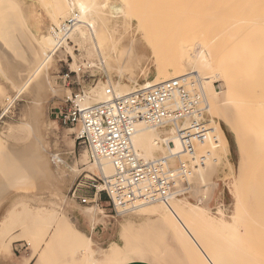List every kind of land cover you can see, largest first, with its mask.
<instances>
[{
	"label": "rangeland",
	"instance_id": "1",
	"mask_svg": "<svg viewBox=\"0 0 264 264\" xmlns=\"http://www.w3.org/2000/svg\"><path fill=\"white\" fill-rule=\"evenodd\" d=\"M14 1L15 3L20 2L18 3L20 11L26 10L23 21L34 35L39 38L42 35H49V30L54 23L49 20L51 17L48 13L55 5L54 0ZM190 1L188 3V0H123L121 2L120 0H107L109 2L108 9H111L110 5L112 4L121 7L118 15H113L111 10L103 8L105 11L100 10L99 13H103L96 15L98 16L96 18H108L110 26H117L118 30H115V34L123 41L117 55L132 40L135 42L134 47L138 59H142L139 60L140 67L145 68L147 73L144 75L140 69H137L129 75V79L137 80L139 84L155 75L154 58L142 37L145 34V37L150 38V34L157 26L161 28L175 24L174 30L177 29L175 33L178 36L176 40L182 38L179 43L187 49L185 53L190 57L205 45L209 53L211 52L212 73L218 76V84L222 82L223 91L222 94L215 96L209 84L204 85L205 95L208 99L215 101L212 112L206 110L204 117L206 124L209 122L217 126L218 129L222 127L229 141V159L233 166L230 168L228 164L222 165L216 196L209 206L213 223L204 216L201 222L194 224L186 215L177 213L171 217L170 214H167L170 218L163 219H157L153 215L144 217L133 211L115 214L103 196L97 202L98 213L101 214L98 215L94 223H90L75 207L76 205L81 207L88 205H82L77 200H73L75 205L73 206L70 199L62 200L48 191L36 194L13 191L7 194L6 198L3 195V199H1L0 196V239L6 237L0 240V264H21V262L26 263L30 259H32L31 263L35 259L41 264H82L83 260L80 259L82 252L91 258L90 261L87 260L83 264H101L100 262L104 259V250L110 243L122 245L119 239V227L128 221L133 223L128 236L129 246H126L124 251L121 250L123 253L118 251L121 255H117L116 257L119 256L117 259L107 260L104 264H125L132 260H144L152 264H209L210 259L220 264L221 262L216 260L219 254L221 258L227 259L226 261L221 259L224 264H264V0ZM239 2L242 4L237 6V9H233ZM247 2L250 6L247 4V9L243 10ZM207 3L209 4L204 7ZM188 4L190 5L188 6ZM226 5L227 8L223 9ZM185 9L186 11L183 12ZM109 12H111V16ZM247 14L250 15L247 16ZM68 16L69 14L65 18ZM136 19H143L145 22H140L139 26L141 27H138ZM236 19L241 22L234 24ZM240 19H249L250 23ZM262 19L263 21H261ZM0 24L6 25L8 22L4 18H0ZM230 24L234 26L227 28ZM2 25L0 29V115L5 108H9L6 110L5 116L0 119V139L6 144L20 145L29 137L28 130L21 124L26 119L31 105V97L28 92L17 97L15 89L5 77L7 59L13 57L10 54L11 48L14 47L10 43L13 27L3 29ZM212 26L213 28L209 30ZM220 31L221 33H219ZM216 36L217 38L213 40ZM170 38H166L164 41H168ZM159 41L161 42L160 39L157 40V42ZM95 42L98 44L99 52L103 53L101 57L105 60L104 65L100 63L99 56L92 49V42L83 44L73 34L69 48L65 47L64 50L53 55L55 62L52 63L49 71L50 77L54 79L56 77L54 83L59 88H57V94L50 97L44 109L46 142L53 171L56 174L65 171L70 175L67 178L70 181V191L66 193L69 198L75 185L85 175H99L91 169L93 162L89 161L87 154L74 141L75 131L61 128L51 114L65 92L59 81L60 74L69 65L73 70H80L84 76L82 79L84 93L91 92L93 95L101 93L103 85H105L103 82L105 83L107 80L132 85L127 75L119 80L117 70H115L118 63L115 56L110 54L111 46L105 37L99 35L95 38ZM150 42L157 43L154 38H151ZM207 42L211 43L208 45ZM71 53L74 54V60ZM104 55L108 58L105 59ZM159 57V60H162V57L165 58L161 55ZM107 87L105 85V88ZM193 89V92L200 94L197 86ZM203 103L206 104L203 101L202 107H206L207 104L203 105ZM218 123L221 126H218ZM198 148L196 149L197 155H204L209 150L208 147L203 149L201 146L200 150ZM198 151H202V153ZM161 155L163 156L159 153L155 157L159 158ZM181 160L187 161L190 167L194 164L189 161L187 156L181 157ZM90 194L91 192H88L86 195L90 196ZM179 200L196 203L188 197L179 198ZM42 207L47 210H41ZM57 214L66 216L80 231L89 236L93 241V246L92 243L86 241L52 239L55 220L58 219ZM43 218H48L51 226L41 227L42 230H39L38 227L37 230L41 235L32 237L31 247L27 239L29 234L34 232H30V228H33ZM220 218L229 221L228 226H225L224 229L217 222V219ZM3 227L10 229H7V233L3 234ZM176 227L179 232L181 231L182 235L179 237L185 241L183 243H186L189 252L186 250V246L185 249L182 247L181 239L175 235V233H179ZM187 227L194 231V237L193 232L190 233ZM236 240L243 241L240 244L242 247L240 251L258 252L251 257L259 260L253 259L256 261L254 263V261L246 260L247 254L246 258H241V255L239 257L234 253H229L227 245ZM33 245L39 251L30 258ZM202 247H205V250ZM42 248H47L48 251L44 253ZM206 250L210 253L209 256L203 252ZM215 250L218 251V254L213 253L216 252ZM208 258L209 260H207ZM79 260L81 262L77 263Z\"/></svg>",
	"mask_w": 264,
	"mask_h": 264
},
{
	"label": "bare ground",
	"instance_id": "2",
	"mask_svg": "<svg viewBox=\"0 0 264 264\" xmlns=\"http://www.w3.org/2000/svg\"><path fill=\"white\" fill-rule=\"evenodd\" d=\"M54 1H55L54 7L51 10H49V13L47 12L48 14H50L49 16L51 17L49 18V20L55 25L59 21L63 20L68 14L70 15L74 12H77L79 14V18H81V23L75 28L72 35L74 34L78 38V40L83 44L85 42H92L93 44L92 49L94 50L95 54L97 53V55L99 56L100 63L102 65H104L105 60L102 59L101 57L103 53L99 52L98 44L95 42V38L99 35L100 37L101 36L105 37V40L111 46L109 49L110 54L115 56L116 62L118 63L117 68L115 70H117V76L119 80L123 78L125 75H127L129 79V75L137 69H140L141 73L146 75L147 71L145 70V68L142 69L140 67L139 60L142 59H138L137 51L136 48L134 47L135 42L132 40V42H130L128 46H124L121 49L119 55H117L119 47H121L123 43L121 37L116 36L115 34V30H118V28H116L117 26L114 25L110 26L108 24L109 21L108 18H96L98 17L96 15L102 14L105 11L103 10V8H107V7L109 8V4H108L109 2H107V0L105 1L54 0ZM121 1L123 0H120V2ZM190 2L191 1L188 0V3ZM18 3H15L14 0H0V18H4L8 22V24L6 25L0 24V29H1V25L3 26V29L5 27L6 28L13 27L12 37L10 40V43L14 46L13 48H11V53H10L12 54L13 57L7 59L8 65L6 68L5 77L7 81L10 82L12 88L15 89L17 97L25 92H28L29 96L31 97V105L26 115V119L24 123L21 124L23 128L28 130L29 137L27 140H25L24 143L20 145L6 144L0 139V196L2 197L4 195L3 197L6 198V195L13 191L28 192L35 194L41 193L43 191H48L54 193L55 195H57L58 198L62 200L70 199V202L73 204V206H75L74 201L71 199V197L69 198L68 197L69 195L68 196L66 195V193L70 191V187H69L70 181H68L67 179L70 175H68L65 171H62L59 174L58 173L56 174L53 171L51 166L50 153L48 151L47 142H46V126H45L46 117L44 114V109L50 97H53V95L57 92V88H59L58 86L56 87L54 83L56 81V77L54 79L53 77L49 76L50 67L52 66V63L55 62L53 55L58 53L55 50L56 42L50 33H48L49 35H42V37L40 36V38L34 35V33L27 27V25L23 21V18H25L26 16L25 15L26 10L22 8L23 10L20 11V8L18 7L19 6ZM208 4L209 3L205 4L204 7H206ZM240 4H242V2H239L238 5H235L236 7H234L233 9L235 8L237 9L238 8L237 6H239ZM247 4L248 2L246 3L245 7L247 6ZM189 5L190 4H188V6ZM227 5L223 9H226ZM248 5L250 6V4ZM257 6L260 5L258 4ZM228 7L230 8V6ZM245 7H243V10L247 9L248 6L246 8ZM108 8L107 10L109 11L111 10L113 15H118L121 7L112 4L110 5L111 9ZM100 10L103 12L99 13ZM185 11L186 9L183 10V12ZM111 12H109L110 16H111ZM204 15H202L203 18H205ZM248 15L250 14H247V16ZM209 20L211 21V19ZM209 20L208 22H210ZM236 20H233L236 21L234 24L239 22L238 19ZM240 20L248 21L249 19L247 20L240 19ZM261 21H263V19ZM137 22H138L137 23L138 27H141L139 26L140 22H145V21L143 19H140L137 20ZM249 23L250 22L248 21V24ZM174 25L166 26V27L163 26L161 28H159V26L155 27V30H153L152 33L150 34V38L145 37L144 36L145 34L143 33L144 35L142 38L145 40V44L149 48L154 58L155 75L153 76V78L146 79L142 84H139L137 80L129 79L132 83L131 86L128 84H122L118 81L112 82L110 80H107V82L105 83L103 82V84L107 85L108 86L107 88H111L116 95H123V94H128L137 87L149 88L161 82H165L172 79H186L187 87L189 88V91L193 92L194 91L193 88L197 86L200 94L204 98V99L202 98L203 101H205V103L207 104L206 105L203 103V105H206L207 108L206 110L208 112H212L215 106V101L212 99H208V97L205 95L204 85L209 84V87L212 89L215 96H218L222 94L223 84L222 82L218 84L217 81L218 76L212 73L213 65H212V59L210 58L211 52L209 53V50L205 45L204 47H201L196 52H194V54L191 57L189 55H186L185 52L187 51V49L179 43V41H182L181 40L182 38H180V40L177 39L178 41L176 40V37L178 36L177 33H175L177 29L174 30L175 29ZM201 26L203 28V25ZM231 26L234 25L230 24V26H228L227 28ZM200 27H198V29H201ZM212 28L213 26L209 28V30ZM198 29H196V31H198ZM221 31L219 33H221ZM7 33L8 32H6V34ZM151 38H154L156 42L158 39H160L161 42L160 41L157 43L150 42ZM166 38H170V39L168 41H164ZM215 38H217V36L214 37L213 40ZM69 46H70L69 44L65 45L66 48H69ZM160 55L164 56L165 58L163 59L162 57V60H159L158 58H160L159 57ZM71 56L74 60V54L71 53ZM104 56L105 59L108 58L106 55ZM4 59L6 60V58ZM115 70L114 72L116 73ZM202 75L204 77H201ZM106 78H107V74H106ZM105 85H103L104 88L102 89L101 93H99L98 95H93L91 94V92L84 93V95L82 96L83 102L86 104H96L102 101L103 99H105V90L107 89L105 88ZM8 108L9 107L5 108L2 111L0 115V119H2L5 116V114L7 113L6 110ZM204 125L206 128L205 141L203 143H198V142L195 143L194 150L195 153H197L196 149L198 147H199L198 150L201 149V146L203 149L204 148L206 149L208 147L207 149H209L210 151L208 150L207 152L208 153L206 156L207 161L204 163V165L192 164L191 167L189 166L190 173L188 176V182L191 184V188H190L191 190L188 199L192 198L196 203L194 204L188 201L183 202L179 199L165 200L161 203H154L148 205H142L140 203H136L133 206L134 208L130 211L137 212L140 215H143L144 217H147L148 215L150 217L151 215H153L157 217V219L170 218L171 215L176 213L184 214L194 224L201 222L203 217L205 216L210 220V222L213 223V220L211 218L212 215H210L209 206L216 196L222 165L228 164L230 168H232V165L229 157L227 156L226 147L224 145V141H223L224 135L222 137L221 131L218 129L217 126L209 122L206 124V120ZM131 143L135 151L142 158L145 159H152L159 153L163 154V156H168L171 158L179 157L181 159V157L186 156L182 153L180 140L176 135H174V128L172 127L149 128L143 126L142 124H138L137 133L132 137ZM198 152L202 153V151H198ZM84 155L83 158L84 161L86 162ZM91 167L90 168L94 172L96 171L99 176L109 177L113 173L112 165L107 160H103V159L99 161L96 160L95 162H93V164H91ZM3 197L1 199H3ZM98 206L99 205L97 203H92L88 206H84L80 210L82 212V215H84L89 220V222H92L95 216H97L98 214ZM75 207L78 208L77 205ZM118 209H120L119 212H125L126 210L123 207L122 208L118 207ZM41 210H47V208L42 207ZM52 211L54 210L52 209ZM167 214H170V217L167 216ZM69 221L67 220L66 216L62 214L58 215V219L55 220V225L53 227L54 237L52 239L54 240L72 239L75 241H86L87 243H92V241L89 238L83 236L84 234L82 235L79 234L78 233L79 231L77 232ZM217 222L221 224V226H223L222 227L223 229L225 228V226H228L229 224V221H226L225 219L222 218L217 219ZM48 225L51 226L50 220L48 218H43L40 221H38L33 228H30L31 230L30 232H34L33 234L30 233L27 239V242L30 246L32 244L31 241L32 237L35 238L40 236L41 233L39 232V230L40 229L42 230L41 227L44 228L47 227ZM132 226L133 223L128 221L119 227L120 228L119 239L122 242V245H118L117 243L114 242L112 243L108 242L110 244L104 250L103 253L104 259L100 262L101 264H104V262L106 263L107 260L112 261L115 260V258L117 259L119 256L118 257L116 256L121 255L120 253L122 252L121 250L124 251V248L126 246L127 247L129 246L130 241L128 240V236L130 234ZM38 227L39 230H37ZM3 228H4L2 230L3 234L7 233L6 232L7 229H10L9 227H3ZM178 230L179 229L177 228V231ZM187 230L190 231V233L193 232L192 234L194 237L195 235L194 231H192L191 228L190 230L189 228ZM180 232L178 234L175 233V235H177V237L181 236L182 234ZM3 238L6 237H2L1 239ZM179 238L183 243L184 240L181 237ZM242 242L243 241L241 240L240 241L236 240L230 242V244L226 243L229 244L227 245L229 246L227 251H229V253H234L238 256L241 255V258H246L248 256L246 260L251 262L254 261V263H256V261L253 259L256 260L259 259L251 256L252 255L255 256V254H257L258 252L256 251L257 253H255L254 251H246V252L240 251L242 250L241 249L242 247L240 245ZM185 246L186 243H183L182 247H184V249ZM202 248H204L205 250V247ZM46 249L47 248L43 249L44 253L48 251ZM32 250L33 251L31 252L30 258L35 256L39 251L38 248L34 247V245ZM186 250L188 251V248ZM203 252H206L208 256L210 255V253L207 252V250ZM213 253L218 254V251ZM219 255H217L218 259L215 257L216 260L220 261L221 262L220 264H224L222 263L223 261L221 259H223L224 261H226L227 259L225 260V257L221 258L220 257L221 255L220 256ZM244 255L245 257H243ZM212 256L214 257V255ZM81 257L82 258L80 259L83 260L82 261L83 263L87 260L89 261L91 260L90 256L88 254H85L84 252H82ZM207 260H209V258ZM209 261L211 264H216V263L218 264V262H215L211 259Z\"/></svg>",
	"mask_w": 264,
	"mask_h": 264
},
{
	"label": "built area",
	"instance_id": "3",
	"mask_svg": "<svg viewBox=\"0 0 264 264\" xmlns=\"http://www.w3.org/2000/svg\"><path fill=\"white\" fill-rule=\"evenodd\" d=\"M81 23L74 12L50 28L57 52L71 43V35ZM84 78L80 70L67 66L59 76L65 92L51 114L61 128L75 131L74 141L89 161L107 160L113 173L109 177L85 175L71 192V199L82 205L97 203L103 196L115 214L132 210L134 204L161 203L187 198L189 164L179 157L142 158L131 140L138 124L149 128L172 127L181 150L196 165H204L206 154L197 155L195 143L206 138L202 95L189 91L186 79H172L152 87H137L128 94L105 90V99L96 104L83 102ZM194 157V158H193ZM91 192L90 196L86 195ZM120 208L126 209L119 212Z\"/></svg>",
	"mask_w": 264,
	"mask_h": 264
},
{
	"label": "crops",
	"instance_id": "4",
	"mask_svg": "<svg viewBox=\"0 0 264 264\" xmlns=\"http://www.w3.org/2000/svg\"><path fill=\"white\" fill-rule=\"evenodd\" d=\"M220 125V123H218V126ZM221 126V125H220ZM220 131H221V134H222V137H223V135H224V139H223V141H224V145H225V147H226V151H227V156L229 157V155H230V145H229V141H228V139H227V136L225 135V133H224V131H223V129H222V127H221V129H219ZM231 162V161H230ZM231 165H232V163H231ZM232 168H233V166H232ZM77 207L78 208H76V209H78V211L82 214V212H81V208H83V207H81V206H78L77 205ZM101 213L99 212L98 214H97V216H95V218L93 219V221L92 222H90V223H94L95 222V220H96V217H98V215H100ZM68 220V219H67ZM69 221V220H68ZM71 224H72V226L74 227V229L79 233V234H84L82 231H80L75 225H74V223L72 222V221H69ZM81 232V233H80ZM83 236H85L86 238H89L91 241H92V239L89 237V236H87V235H83ZM92 246H93V241H92ZM44 248V247H43ZM42 248V249H43ZM44 251V250H43ZM31 261H32V259H30L29 261H27L26 263H23V262H21V264H41V262H36V260H34L32 263H31ZM75 262V261H74ZM81 262V261H80ZM79 261L77 262V263H80ZM125 264H152L151 262H148V261H144V260H132V261H129V262H126Z\"/></svg>",
	"mask_w": 264,
	"mask_h": 264
}]
</instances>
